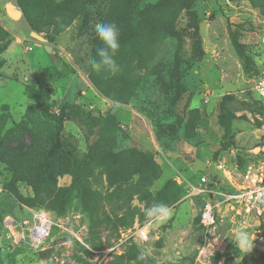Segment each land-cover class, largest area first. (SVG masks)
<instances>
[{"label":"rangeland","instance_id":"rangeland-1","mask_svg":"<svg viewBox=\"0 0 264 264\" xmlns=\"http://www.w3.org/2000/svg\"><path fill=\"white\" fill-rule=\"evenodd\" d=\"M109 2L91 0L88 16L38 34L17 0H0V26L12 40L0 57V264H136L135 250L150 264H264V217L238 215L222 202L250 184L247 172L264 174V110L254 105L252 90L253 55L264 52V0H143L140 32L151 38L155 57L136 69L133 46H125V60L117 54L120 71L112 77L123 102L103 96L90 80L97 14L101 22L119 23L120 15L107 14ZM124 3L117 0L113 11ZM63 106L61 156L74 154L78 164L77 179H58L61 189L75 183L64 207L45 185L38 193L20 182L54 150ZM111 120L117 126L109 127ZM146 153L161 173L153 199L128 200L141 177L137 158ZM202 176L207 191L194 194L188 185L200 188ZM212 196L217 217L206 229L199 214ZM159 203L170 209L167 216L147 217L145 210ZM38 214L53 222L49 238L38 248L15 244L4 221L20 229ZM145 226L148 241H136L133 233ZM240 234L250 247L241 249Z\"/></svg>","mask_w":264,"mask_h":264},{"label":"trees","instance_id":"trees-1","mask_svg":"<svg viewBox=\"0 0 264 264\" xmlns=\"http://www.w3.org/2000/svg\"><path fill=\"white\" fill-rule=\"evenodd\" d=\"M116 1L117 0H111V3L109 2V7L111 6V8L110 10L108 8L107 14L109 17L113 14L120 15L118 19L119 23L117 24L120 29L121 43V47L118 52L119 56L121 60L122 58L125 60L127 57L124 53L125 46H133L134 50L131 55L133 56V63L135 62V68L143 69L147 67L155 57V52L153 50L154 46L151 43V38L141 35L140 32L141 25L146 17L145 10L141 8L143 0H125L123 5L116 6L117 9L114 12L113 8L115 7ZM248 1L257 4V1L263 0ZM89 3H91V0H64L62 3H54L52 0H17V5L22 11L23 17L32 31L38 34L42 33L44 28L51 26L57 27L58 29H65L75 20V18L84 15L88 16L87 9ZM100 17L102 16L97 14L98 21L100 20L101 23ZM234 39L235 44L238 45L236 36H234ZM11 42L10 33L0 26V57L8 50ZM94 43L96 47L93 50L92 58L95 57V49L97 46H100V41L97 37ZM256 57L257 55L255 53L253 55V62L255 64L254 75L255 73H258ZM117 62L120 63V61ZM90 80L103 96L123 102L122 99L120 100V94L114 93V77H112L111 74L107 72L97 73L91 68ZM31 89V86H26V94L29 95ZM31 99L36 101L35 96H32ZM227 99H230V97L225 96L221 103V109L223 112L227 111ZM254 105H256L259 110H264V105L261 102L254 100ZM56 123L57 129L54 133V150H47L46 154L44 153L42 155L44 156L43 160L37 168L34 169V175L31 179L28 181L23 179L20 180V182H25V184L34 188L35 192L38 193L41 190V185H45L46 187L44 188V192L47 193V188H50L52 190L50 195L53 196V201L60 203L62 207H64L66 201L70 199L71 194L75 189V183H72V185L68 188L61 189L58 187V179L66 175L77 179L78 169V164H76L77 161L74 154H67L68 157L66 156L65 158L61 156V153L66 148L62 139L65 129V106L62 107L61 113L56 119ZM109 123V127L117 126L115 120H111ZM22 155L24 156V154ZM72 158H75L74 164L69 166L66 159H68V163H70ZM137 165L139 166V173L141 177L138 183L134 184L130 188L131 190L129 191L128 200H133L135 196H138L141 201L153 199L150 189L154 182L160 178V168L154 161L153 156L147 153L141 154V156L137 158ZM20 199L23 201V197H20ZM29 206H36V201L29 202ZM95 219L98 218L94 217V221ZM200 219L201 212L199 214V223ZM260 230L262 231L264 238V220L261 221ZM140 255L141 254L135 250L133 254L130 255V260L135 261L136 264H150V260L147 258L143 261L138 260L137 258Z\"/></svg>","mask_w":264,"mask_h":264},{"label":"built area","instance_id":"built-area-1","mask_svg":"<svg viewBox=\"0 0 264 264\" xmlns=\"http://www.w3.org/2000/svg\"><path fill=\"white\" fill-rule=\"evenodd\" d=\"M230 5V1L226 2ZM260 42L259 47L261 52L264 51V27L260 31ZM263 48V49H262ZM264 52L256 53L257 57V69L258 73L253 76V86L252 90L255 95L254 100L261 102L264 105ZM125 129V127H123ZM220 169H224V165L220 164ZM245 179L249 181V185L239 188L235 192L225 194L223 196V204H226L230 208L233 207V210L236 211L238 215H241L243 212L246 213H256L259 216L264 215V174H261L260 178L256 176L253 178L251 172H247ZM209 184V179L206 176L201 178V181L197 187L194 188L191 185H188L191 192L201 193L206 192L207 190H201L203 186ZM214 193V192H212ZM213 197V196H212ZM217 207L218 205L212 199H209L203 206L201 210V219L200 224L206 228L211 229L214 227L217 217ZM9 218L4 221L7 229L11 232L15 244L25 245L31 248H38L41 246L50 236L53 222L51 218L46 214L34 215L33 221L30 224H24L25 226L19 227L16 225L14 220ZM132 232V230H129ZM151 232L149 226L136 228L133 236L136 241L146 242L149 239V233ZM129 240V237L125 238V241ZM113 250H110L112 252Z\"/></svg>","mask_w":264,"mask_h":264},{"label":"clouds","instance_id":"clouds-1","mask_svg":"<svg viewBox=\"0 0 264 264\" xmlns=\"http://www.w3.org/2000/svg\"><path fill=\"white\" fill-rule=\"evenodd\" d=\"M96 37L100 41V46L95 49V57L90 61L93 71L97 73L107 72L111 75H116L120 71V66L117 63L116 56L120 50V29L115 22H101L94 26ZM170 209L162 204H155L145 210V214L152 220H160L167 216ZM237 242L241 247H250V242L244 234L237 237ZM143 261L144 254L137 258Z\"/></svg>","mask_w":264,"mask_h":264},{"label":"water","instance_id":"water-1","mask_svg":"<svg viewBox=\"0 0 264 264\" xmlns=\"http://www.w3.org/2000/svg\"><path fill=\"white\" fill-rule=\"evenodd\" d=\"M38 46H43V48L46 50V52L50 53V54H54V49L51 47V46H48V45H41V44H38ZM215 246L214 245H210V248H214ZM241 249L243 250L244 247H241Z\"/></svg>","mask_w":264,"mask_h":264},{"label":"crops","instance_id":"crops-1","mask_svg":"<svg viewBox=\"0 0 264 264\" xmlns=\"http://www.w3.org/2000/svg\"><path fill=\"white\" fill-rule=\"evenodd\" d=\"M36 46H37V45H36ZM37 47L42 48V47H40V46H37ZM32 49H33V48H31V50H32ZM31 50H30V51H31ZM202 177H203V176H202ZM211 187H212V186H211ZM211 192H215V191L212 190ZM213 198H215V197H211L212 200H213ZM226 206H227V205H226ZM227 207H228L229 210H231L232 212H235V213H236V211L233 210V207H232V208H230L229 206H227ZM216 210H217V209H216ZM217 211H218V210H217ZM236 214H237V213H236Z\"/></svg>","mask_w":264,"mask_h":264}]
</instances>
